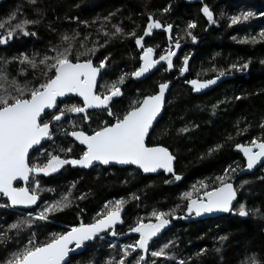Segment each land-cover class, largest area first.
<instances>
[{
  "label": "trees",
  "instance_id": "16d2710c",
  "mask_svg": "<svg viewBox=\"0 0 264 264\" xmlns=\"http://www.w3.org/2000/svg\"><path fill=\"white\" fill-rule=\"evenodd\" d=\"M204 6L212 11L214 23L204 16ZM166 7L169 11L163 12ZM244 12L253 15L231 24L232 16ZM13 14L16 19L10 20ZM149 15L160 21L162 27L144 36L142 44L152 47L157 59L169 50L175 54L171 69L164 61L154 75L140 80L131 73L142 63L139 56L143 49L135 44V37L127 33L143 36ZM23 19L38 21L26 26L36 35L17 33L0 45V68L6 69L10 78L16 77L22 84L25 81L36 84L42 77L39 69L33 70L28 64L20 63L21 54L29 58L35 56L37 62L45 54L54 55L49 49L66 46L62 42L65 34L70 37L79 34L71 41L70 58L74 62L77 52L89 49H94V54L88 52L80 56L81 61L91 59L98 66L104 60L105 71L98 94L105 92L102 86L124 77L123 83L118 85L122 95L113 97L110 103L117 115L122 116L133 101L155 94L160 83L172 82L163 118L152 131L148 145L166 147L177 158V163L174 176L146 177L134 168H96L82 172L69 164L47 176L32 175L28 187H35V181L39 182V206L22 211L10 208L6 200L0 199L3 205L0 240L4 239V233L7 234V239L0 242V264L27 244L33 232L36 243L46 242L53 232L67 231L80 223L88 224L101 218L99 214L112 210L117 200H123L121 209H127L124 224L115 230L117 234L105 235L88 245L83 253L72 256V264H106L109 260H118L123 254L122 246L139 238L133 236L119 241V236L130 232L140 219L144 223L149 220L155 223L151 216L153 211L172 213L173 209V215L179 220L171 215L164 217L172 224L171 228L160 239L150 241L147 264H179L181 260L185 264H242L245 257L253 254L264 261V173L260 169L239 179L238 173L245 162L236 147L237 144L249 145L252 139L264 141V128L260 127L264 121V39L259 36L264 31V0H36L35 4L30 0H0V23H5L0 35L6 36L7 27ZM189 22H194L196 27L188 29ZM114 25L120 26L125 34L113 35ZM167 25H172L169 32L164 30ZM189 31L196 37L195 42L187 35ZM253 37H256L254 43L251 42ZM176 42L179 48L175 47ZM5 61L10 62L5 64ZM244 63H248L246 70L231 68L233 64ZM181 67L188 68L185 79L181 78ZM21 69L24 74L18 75ZM221 71H224L223 76L219 75ZM217 77L222 80L219 87L200 96L193 94L188 83ZM63 102L82 104L77 98ZM59 106L64 107V103ZM88 114L87 122L81 119L82 114L70 113L55 122L52 139L44 142L39 151L35 150L30 161L46 162L47 152L62 159H78L84 149L71 141L65 130H72L74 123L76 130L92 134L104 122H114V117L101 109ZM47 119L50 120L51 115ZM184 128L188 131H180ZM217 145L222 147L217 148ZM69 147L70 152L60 150ZM226 169L229 170L227 175ZM177 175L180 180L175 179ZM219 176H225V182L236 187L239 201L234 210L243 203L249 215L241 217L238 211H232L216 219L185 222L188 201L184 194L191 192L192 199L202 197L205 191L220 186L221 182L216 179ZM64 195L69 196L71 203L63 211L50 214L47 221H36L31 229L9 230L12 223L27 219L29 213L35 215L46 203L60 200ZM254 209L260 211L253 214ZM221 237L226 239L222 241ZM169 242L166 250L169 258L151 256V251ZM201 250H204L202 254ZM138 255L143 253H131L126 264L128 261L137 264Z\"/></svg>",
  "mask_w": 264,
  "mask_h": 264
},
{
  "label": "snow or ice",
  "instance_id": "6c2138e0",
  "mask_svg": "<svg viewBox=\"0 0 264 264\" xmlns=\"http://www.w3.org/2000/svg\"><path fill=\"white\" fill-rule=\"evenodd\" d=\"M30 2L35 4L36 0H30ZM168 11V7L163 9V12ZM202 12L210 23L215 22L213 13L207 6L202 8ZM252 15L251 12H244L239 16H232L230 18L231 24L234 25L241 20H247ZM9 19L15 20V14L10 16ZM36 23H38L37 20L23 19L14 25L10 24L6 29V36L0 35V45L6 44L17 33L23 36H35L36 33L28 31L26 26ZM114 27L115 33L113 35L125 34L120 26L114 25ZM161 27L162 23L149 15L143 36H136L135 32L127 33L129 36L135 37V44L143 49L142 54L139 56L142 63L131 73L132 77L139 78L143 76L160 61H165L168 69L173 67L172 56L175 54L173 51L169 50L166 55H159L157 60L153 59V48L144 47L142 44L144 36L150 35L153 29ZM195 27L194 22H189L187 25L188 29ZM171 28L172 25H167L164 30L169 32ZM0 29H5V23H0ZM78 35L75 34L71 37L67 34L63 35L62 42L66 46L57 45L50 48L49 51L55 54H45L38 62L35 56L29 58L27 55L21 54V64L26 63L33 70L39 69L42 79L36 84H32L31 81H25L22 84L16 77L10 78L6 69L0 68V194L7 198L11 206L23 205L28 207L36 204L40 187L38 181H35V187H16L14 182L22 180L25 184H28L30 176L33 174L42 173L47 176L56 172L65 164L88 168L94 162H99L102 165H109L114 162L120 165H136L145 173L156 172L158 169H163L165 172L173 171L174 156L169 150L163 146L149 147L145 143V137L149 134V130L153 127V122L161 112L165 102V90L168 88V84L160 83L157 93L144 96L142 100L133 101L130 108L122 116L113 113L110 101L113 97L122 95L121 88L118 85L123 83L124 77L121 76L118 82L102 86L106 90L104 93L98 94L96 91L97 76L100 70L105 67V62L101 60L98 66H94L91 59L80 60V56L87 55L88 52L94 54V49H89L88 52L84 53L77 52L74 62L70 58L73 51L71 41L75 40ZM187 35L191 36L193 42H195L196 37L190 31L187 32ZM259 36L264 39V31ZM255 41L256 37L251 38V42L254 43ZM80 46L83 48V43ZM175 47H180L179 42H176ZM106 59L107 57H105ZM9 62L5 61V64ZM187 62V58H185L184 64L187 65ZM231 68L237 71L246 70L248 63L233 64ZM185 71L186 67L180 68L181 74ZM23 74L24 69H21L18 75ZM219 75L223 76L224 71H221ZM188 83L193 86V90L199 91L201 88L214 84L215 79L204 82L194 79L188 81ZM70 94L82 98V104L58 101V98ZM236 99H240V97H236ZM60 103H64V107H60ZM89 109L106 111L108 116L114 117V122H104L103 126L89 135L83 130H76V125L70 121L72 130H65V134L85 146L78 159H62L59 155L47 152L45 153L47 156L46 162L34 163L30 161V149L40 145L43 140L52 139L53 133L50 126L53 122H60L68 113L83 114L81 119L87 122L90 119ZM49 115H51L50 120L47 119ZM260 127L264 128V121L261 122ZM180 131L187 132L188 129L184 128ZM216 147L220 148L222 145ZM236 147L246 157L248 169H252L261 158H264V141L252 139L249 145L237 144ZM36 150L39 151V149ZM60 150L70 152L71 148ZM228 171V169L225 170L226 175ZM231 171L235 172V169H231ZM180 178L178 175L175 176L176 180H180ZM216 179L221 182L220 186L205 191L203 197L192 199L191 192L184 194V198L188 201L187 213H195L196 216H201L205 213L238 211L239 216H248L249 211L246 209L245 204L240 203L238 210H234L232 207V202L236 199V191L233 185L225 182V176H219ZM202 186L207 187L206 185ZM79 198L83 199V197ZM135 198L139 199L138 197ZM70 203L69 196L64 195L60 200L46 203L35 215L29 213L27 219L12 223L9 225V230L31 229L36 221H47L50 214L63 211L69 207ZM123 204V200H117L112 210L106 214H99L101 218L88 224L80 223L79 226H74L67 231L53 232L51 238L46 242L36 243L35 233L33 232L27 244L11 253L10 258L4 264H72L70 254L82 249L87 241L93 240L99 233L113 229L117 222H121L120 210ZM105 207L107 208L108 205H105ZM259 211V209H254L253 214ZM174 212V209L172 213L153 211L151 216L155 218V223L151 220L148 223H144L142 219L138 220L129 231L138 233L139 238L134 243L123 245L121 248L123 254L120 258L114 261L109 260L106 264H126L127 258L131 253H136L137 250H140V253H147L150 241L170 222L164 217L171 215L173 219L177 218L173 215ZM111 234L115 236L117 233L112 231ZM3 237L4 239L0 242L7 239V234L4 233ZM220 239L223 241L226 237ZM170 243H165L158 250L151 251V256L169 258L166 250L169 248ZM203 251L201 250V254ZM216 251L219 252L220 249L217 248ZM139 262L147 264L144 255H138L137 264ZM128 264H131V261H128ZM179 264H185V261L181 260ZM242 264H264V261L253 254L245 257Z\"/></svg>",
  "mask_w": 264,
  "mask_h": 264
},
{
  "label": "water",
  "instance_id": "95a60500",
  "mask_svg": "<svg viewBox=\"0 0 264 264\" xmlns=\"http://www.w3.org/2000/svg\"><path fill=\"white\" fill-rule=\"evenodd\" d=\"M192 56H194V54H192ZM191 56V57H192ZM153 59H157L156 58V55L153 53ZM158 60V59H157ZM163 62L164 61H160L154 68H152L149 72L145 73L143 76L139 77L138 79L140 80H145L147 79L148 77L154 75L163 65ZM94 65V64H93ZM95 66V65H94ZM105 71V67L103 69L100 70L98 76H97V89H98V86L101 82V78H102V75ZM188 74V68L186 67V71L181 74V78L182 79H185L186 76ZM215 79V83L214 84H210L208 85L207 87L205 88H201L199 91H195L193 90V86L189 83V86L191 87L192 91H193V94L196 95V96H200V95H204L214 89H216L217 87H219V85L222 83V80L220 78H214ZM199 81V80H198ZM200 82H204V81H200ZM168 84V88L165 90V102L162 106V109H161V112L159 113V115L157 116L156 120L153 122V127L149 130V134L145 137V143L147 145V141H148V138L150 137L152 131L155 129V127L157 126V124L161 121V119L163 118V115H164V112H165V107H166V102H167V99H168V96L172 90V87H173V83L172 82H166ZM96 89V91H97ZM159 91V86L157 88V92ZM68 98H78L81 102H82V98L78 97V96H75L74 94H70L69 96H66V97H62V98H58V101H65L67 100ZM97 109H89L88 112H92V111H95ZM55 122L52 123V125L50 126L51 127V132H52V127L54 125ZM70 138L76 142L79 146L85 148L84 145H81L79 143V141L75 140L73 137L70 136ZM47 140H43L41 141V144L40 145H37V146H34V149H30V157H31V154L36 150V149H39L42 144L44 142H46ZM148 146V145H147ZM164 147V146H163ZM253 151H255V149H253ZM169 152L172 154V152L169 150ZM238 153L242 156L244 162H245V166L243 169H241L238 173V178L241 179L245 176H249V175H252L254 174L256 171L260 170V169H263V173H264V158H261V160L256 164L254 165V167L252 169H248L247 168V159L246 157L244 156L243 152L240 151L238 149ZM173 155V154H172ZM174 156V155H173ZM176 163H177V158L174 156V160L172 162V168H173V171L172 172H165L163 169H158L156 172H149V173H145L143 172L142 169L138 168V166L136 165H120V164H116L114 162L110 163L109 165H102V164H99V162H94L93 165L89 166L88 168H83V167H80L79 165H76L74 167L78 168L79 170L81 171H86V172H89L95 168H98V167H102V168H119V169H126V168H134L136 170H139L144 176L146 177H150V176H159L160 174H166V175H170V176H174L175 173H176ZM42 174V173H40ZM40 174H33V175H40ZM32 176H30V180H31ZM29 180V182H30ZM29 184V183H28ZM28 184H25L24 181L22 180H18L16 182H14V186L16 187H28ZM233 185V188L234 190L236 191V187L233 183H231ZM203 197V196H202ZM3 198L4 200L7 201V198L6 197H3L2 194H0V199ZM239 201V196H238V193L236 191V199L233 200L232 202V207L233 209L235 208L236 204L238 203ZM8 202V201H7ZM40 202H41V199L38 197V200H37V203L34 204V205H31V206H28V207H25L23 205H17V206H10V208L12 209H18V210H22V211H30L34 208H36L37 206L40 205ZM9 203V202H8ZM0 210H1V206H0ZM126 212H127V209L126 208H122L120 210V221L121 222H117L113 229H110V230H107L105 232H101L98 234V236L96 238H94L93 240L91 241H87L85 243V246L82 247V249H79L76 251V253H73V254H70V256L72 255H76V254H81L83 253L85 250H86V247L92 243H94L95 241H97L99 238H101L102 236L114 231L117 227H120L124 224V217L126 215ZM231 212H228V213H224V212H213V213H205V214H202L201 216H196L195 213H192V214H188L186 212V216L183 218V220L187 223H191V222H199V221H206V220H209V219H216V218H219L221 216H225L227 214H230ZM176 221H178L179 219L176 218L175 219ZM171 223L169 222V224H167L164 228L161 229V231L157 234L156 237H154V240H157V239H160L163 234L168 231L170 228H171ZM133 236H137L139 237V234L138 233H133V232H128L124 235H121L118 237V240L119 241H122L124 239H128V238H131ZM150 248V247H149ZM140 250H137L136 253H139ZM135 253V254H136ZM149 253V251L147 253H143V255L145 256V259L147 257V254ZM143 263V262H141Z\"/></svg>",
  "mask_w": 264,
  "mask_h": 264
},
{
  "label": "flooded vegetation",
  "instance_id": "af4514ba",
  "mask_svg": "<svg viewBox=\"0 0 264 264\" xmlns=\"http://www.w3.org/2000/svg\"><path fill=\"white\" fill-rule=\"evenodd\" d=\"M159 86V85H158ZM158 88V87H157ZM157 93V92H156ZM78 99V98H77ZM110 103H111V101H110ZM97 110H100V109H97ZM96 111V110H95ZM92 112H94V111H92ZM88 113H90V112H88ZM83 115V114H82ZM53 127H54V125H53ZM52 127V128H53ZM86 134H88V133H86ZM90 135V134H89ZM69 138H70V136H69ZM149 139V138H148ZM70 140L71 141H73L71 138H70ZM74 142V141H73ZM77 146H79L76 142H74ZM147 145H148V141H147ZM149 146V145H148ZM160 146V145H159ZM79 147H81V146H79ZM149 147H153V146H149ZM81 148H83V147H81ZM84 149V148H83ZM69 165H71V164H69ZM73 166V165H72ZM64 167V165L62 166V167H60V168H63ZM59 168V169H60ZM76 168V167H75ZM98 168H102V167H98ZM112 168H114V167H112ZM78 169V168H77ZM96 169V168H95ZM103 169H106V168H103ZM107 169H109V168H107ZM81 171V170H80ZM82 172H86V171H82ZM116 230V229H115ZM114 230V231H115ZM108 234H111V232L110 233H108ZM108 234H106V235H108ZM105 236V235H104ZM103 237V236H102ZM153 240H154V238H153ZM76 255H79V254H76ZM73 256V255H72ZM71 256V257H72Z\"/></svg>",
  "mask_w": 264,
  "mask_h": 264
},
{
  "label": "rangeland",
  "instance_id": "374dc122",
  "mask_svg": "<svg viewBox=\"0 0 264 264\" xmlns=\"http://www.w3.org/2000/svg\"><path fill=\"white\" fill-rule=\"evenodd\" d=\"M54 173V172H53ZM199 198V197H198Z\"/></svg>",
  "mask_w": 264,
  "mask_h": 264
}]
</instances>
